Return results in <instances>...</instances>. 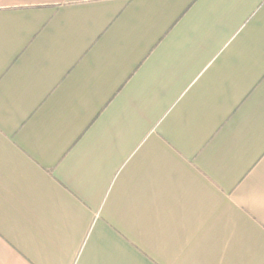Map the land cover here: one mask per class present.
I'll use <instances>...</instances> for the list:
<instances>
[{
  "label": "crops",
  "instance_id": "obj_1",
  "mask_svg": "<svg viewBox=\"0 0 264 264\" xmlns=\"http://www.w3.org/2000/svg\"><path fill=\"white\" fill-rule=\"evenodd\" d=\"M0 264H264V0H0Z\"/></svg>",
  "mask_w": 264,
  "mask_h": 264
}]
</instances>
